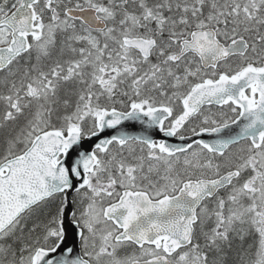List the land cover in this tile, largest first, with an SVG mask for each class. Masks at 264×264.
<instances>
[{
  "label": "snow or ice",
  "instance_id": "snow-or-ice-1",
  "mask_svg": "<svg viewBox=\"0 0 264 264\" xmlns=\"http://www.w3.org/2000/svg\"><path fill=\"white\" fill-rule=\"evenodd\" d=\"M0 264H264V0H0Z\"/></svg>",
  "mask_w": 264,
  "mask_h": 264
}]
</instances>
